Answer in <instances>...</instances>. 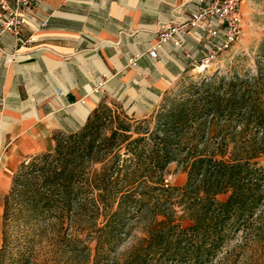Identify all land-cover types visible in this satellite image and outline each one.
Instances as JSON below:
<instances>
[{
    "label": "trees",
    "instance_id": "16d2710c",
    "mask_svg": "<svg viewBox=\"0 0 264 264\" xmlns=\"http://www.w3.org/2000/svg\"><path fill=\"white\" fill-rule=\"evenodd\" d=\"M255 62V73L180 79L148 118L102 101L82 129L24 161L4 201L0 264L22 217L61 229L84 220L87 234L67 242L93 252L89 264H110L137 221L148 235L126 264H253L264 253V44ZM172 164L187 174L182 188L166 182Z\"/></svg>",
    "mask_w": 264,
    "mask_h": 264
},
{
    "label": "crops",
    "instance_id": "0c3cea01",
    "mask_svg": "<svg viewBox=\"0 0 264 264\" xmlns=\"http://www.w3.org/2000/svg\"><path fill=\"white\" fill-rule=\"evenodd\" d=\"M183 4L193 9L190 0H37L48 26L30 22L25 35L37 41L16 62L0 56V248L5 197L24 161L52 152L56 136L82 129L102 101L119 103L135 119L150 116L204 59L206 44L192 31L178 35L182 47L165 45L160 60L148 54L160 24ZM0 45L12 50L13 37Z\"/></svg>",
    "mask_w": 264,
    "mask_h": 264
},
{
    "label": "rangeland",
    "instance_id": "374dc122",
    "mask_svg": "<svg viewBox=\"0 0 264 264\" xmlns=\"http://www.w3.org/2000/svg\"><path fill=\"white\" fill-rule=\"evenodd\" d=\"M262 44H264V0H243V37L241 42L232 50L219 54L216 59L208 63L199 62L196 68L185 73L180 79L190 83L217 73L220 76L229 75L234 66H238L242 71L255 73V60L260 53ZM203 66H206L204 70L198 69ZM176 83L171 90L178 89ZM106 103L113 109L116 107L120 109L119 103L113 101H106ZM186 181V172L177 164L170 165L166 182L170 186L182 188ZM226 198L227 195L218 197L220 201H224ZM72 221L68 220L61 229L53 218L38 221H28L27 217L17 219L11 227L16 244L13 247V254L5 264H89L88 262L93 258V252L85 249L83 245L72 247L67 242V238L74 235H80L81 238L86 235L87 224L78 218H74ZM188 224V222H184V226ZM27 235H29L28 239ZM147 235L145 223L137 221L132 224L127 235L123 237V241L111 253L110 264H126L136 248L147 238ZM86 246L93 247L94 244L88 243ZM253 264H264V253H257L253 257Z\"/></svg>",
    "mask_w": 264,
    "mask_h": 264
},
{
    "label": "built area",
    "instance_id": "2783aa9c",
    "mask_svg": "<svg viewBox=\"0 0 264 264\" xmlns=\"http://www.w3.org/2000/svg\"><path fill=\"white\" fill-rule=\"evenodd\" d=\"M190 2L193 4L190 12L185 11V4L177 6L172 19L160 24L157 30L158 38L148 51L152 59L160 60V51L169 43L175 47H182L183 43L178 35H186L191 31L206 44L207 51L202 63L216 59L219 54L227 53L241 42L243 0H190ZM33 20L39 22L41 28H46L50 21V16L43 18L38 16L37 0H0V44L7 35L14 39L12 50L0 45V56L5 58V64L16 62L22 50L37 41L34 35H25V29ZM134 62L132 60V63Z\"/></svg>",
    "mask_w": 264,
    "mask_h": 264
},
{
    "label": "bare ground",
    "instance_id": "6f19581e",
    "mask_svg": "<svg viewBox=\"0 0 264 264\" xmlns=\"http://www.w3.org/2000/svg\"><path fill=\"white\" fill-rule=\"evenodd\" d=\"M205 67H206V66L199 67L198 69H199V70H204Z\"/></svg>",
    "mask_w": 264,
    "mask_h": 264
}]
</instances>
